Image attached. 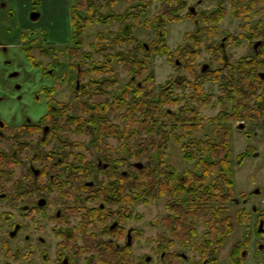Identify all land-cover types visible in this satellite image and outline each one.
<instances>
[{"label":"rangeland","instance_id":"374dc122","mask_svg":"<svg viewBox=\"0 0 264 264\" xmlns=\"http://www.w3.org/2000/svg\"><path fill=\"white\" fill-rule=\"evenodd\" d=\"M5 1L8 9L11 8L15 16H10L7 9L0 8V43L8 46L5 57L12 59V65L17 68L18 76L11 79L6 76L9 68L2 63V56L0 95L8 93L7 87L17 81L21 87L17 92L22 94V100L18 103L10 97L0 101V119L5 125L0 128V132L3 133L0 134V152L12 154L14 157L16 143L20 142L18 159L13 161L12 170L0 175V264H62L61 258L64 255L69 257V264H88V260L93 264H104L98 261L99 252L93 246L110 238L124 246L129 228L133 229L130 232L131 245L122 247L118 255L131 264H179V258L176 262L161 260L160 255L164 250L167 252L183 250L188 260H180V264H202V259L207 254L200 249V244L204 241L207 226L196 222V234L190 235L186 241H183L176 238L172 230L165 228L162 223L164 218L179 214V203L185 197L164 194L153 198L150 193L133 202L134 192L137 191L127 184L128 178L134 177L138 168L136 162H140L142 167L151 168L157 165L158 157L162 159L164 166H171L175 170L173 186L179 184V176L184 175L186 169H195L198 156L193 161L183 157L181 144L187 142V139L181 142L173 139L175 132L179 135L184 133V130L171 129L170 119L163 117L160 124L162 122L164 129L171 133L166 148L160 151L150 149L146 154L137 155L140 147L137 146L134 137L127 136L126 139H120L115 134L102 133L98 129L101 117L102 120L103 117L106 119L108 125L118 124L122 128L124 121L120 116L123 110L109 109L103 114L96 109L80 107L85 103L91 107L98 106V102L111 105L116 93H122L132 79V75L123 69L117 57H114L109 65L111 71L104 73V69L100 68L105 62L104 54L94 52L90 46L91 42H96V34L102 31L106 35V40L100 45L103 48L109 45L114 37L118 36L117 34L122 33L123 24L100 22L89 25L83 34L84 44L79 49L80 54L76 56L73 55L75 49L72 53L64 52L66 45L72 41L71 18L76 0ZM92 1L94 7L97 6L98 12L102 14L109 11L124 13L131 4L147 3L148 7L141 15L143 20L147 17L154 19V14L165 2L135 0L128 3L127 7L125 0H118L111 6L105 5L102 0ZM175 3L177 6L179 4L178 20L168 21L162 25L164 41L171 50L179 46L191 48L190 45L194 44L185 39V34L195 29L193 16L222 9L225 10V14L217 24L213 35L206 39L208 44L215 42L216 46H220L223 43L224 54L230 64L245 56L253 55L250 42L255 37L247 36L242 32L245 31L246 23L250 27L255 22H264V0L258 7L262 9L260 12L238 18L233 15L230 0H202L199 4L196 0H175ZM182 3L186 4L183 6ZM190 5L196 7V15L187 12V6ZM34 6L40 16L31 20L29 13ZM128 20V23L131 22L132 17ZM205 23L206 25L201 24V26H212L210 23ZM155 28L156 25L150 28L143 24L136 25L132 35L137 41L132 45L118 44L113 54L115 52L126 54L128 50L135 48L134 44L137 42L141 46H148L145 53L137 52V56L145 57L150 54L147 58V73L154 75L157 84L166 85L175 81L172 90L174 95L182 100L168 108L178 113L190 92L189 89L179 88L176 84L191 78L190 72L183 66V61L185 62L187 57L179 56L178 59V55H173L168 59L166 55L149 53V48L151 50L158 38ZM42 30L47 33L49 41L56 43L46 42L44 37L46 33L43 34ZM49 44H55L54 49ZM214 50L213 52L202 50L198 58L190 60L198 74H204L203 65L209 70L221 67L215 59V54L221 52L218 48ZM84 52H90V58H85L82 55ZM57 60L63 65V70L60 68L56 76L47 74L46 70L54 66ZM78 64L79 72L76 70ZM108 76H115L117 84L105 90L97 81ZM77 79L79 86L75 88ZM97 85L102 96L98 99L94 93ZM40 87H45L44 93L39 89ZM203 89L213 93L215 103L212 102L201 111V115L204 116L202 128L191 135L202 139L213 136L216 124L210 123L208 118L217 114L220 105L216 102L221 94L218 83L206 81ZM154 91L156 96L160 89ZM34 92L39 95L40 101L32 95ZM45 93L49 97L48 102L57 109H65L66 113L62 114L59 122L55 119L47 122L53 126V130L47 136L43 137L40 131L30 133L24 129L20 140L17 141L15 133L17 120L13 118L14 109L22 106L33 119L38 118L47 110ZM132 96V91H129L127 103L132 101ZM227 104L230 106V102L227 101ZM43 118L45 117L40 120ZM242 123L244 128L239 127ZM225 125L231 132L233 167L231 178L234 183L233 195L225 205L228 208L227 214L233 218L234 231L226 236L221 245H218L216 260L211 264H234L230 256L232 248L240 253L245 249L246 243L247 256L241 258L240 255L238 263L264 264L263 247L259 251L257 245L258 242L264 243V237L257 232V216H260L259 212L264 208V128L257 127L260 125L257 124V120L245 119L228 121ZM246 133H249V136H246ZM142 136L149 137V134L138 133L135 138ZM247 150L248 153L241 157ZM99 161H101L100 166L97 165ZM103 163H107L106 168L102 167ZM78 164H85L84 174H78L74 167ZM31 166L39 170L36 176L31 172ZM74 175L79 179L74 180ZM214 176L215 174H210L205 184L211 185ZM81 184L86 186L80 190ZM70 194L72 196L67 197ZM40 196L47 197V204L43 208L33 207ZM75 196L80 200L77 206L82 208L96 209L103 204L105 216H95L94 213L85 212L87 218H84L82 208L77 211L69 210L64 214V208L74 204L72 200ZM124 196H126L125 201L121 200ZM244 198H247L245 203ZM26 205L33 208L28 209ZM168 205L174 206L173 210H169ZM252 206L256 208L253 210ZM186 207L188 205L184 204L183 208ZM59 209L60 218H63L62 223L56 218ZM15 224H19V230L17 234L10 236L9 232L13 230ZM169 224L179 229V222L171 221ZM53 225L55 228H52ZM71 226L74 230L72 235ZM120 226L124 228L122 234L118 230ZM114 234H121V237L116 239ZM84 243L88 245L85 246ZM64 244L69 248H65ZM112 245L115 246L114 243ZM148 256L149 260H147Z\"/></svg>","mask_w":264,"mask_h":264},{"label":"trees","instance_id":"16d2710c","mask_svg":"<svg viewBox=\"0 0 264 264\" xmlns=\"http://www.w3.org/2000/svg\"><path fill=\"white\" fill-rule=\"evenodd\" d=\"M102 1L105 5L111 6L118 0ZM125 1L128 7V3L135 0ZM162 1L165 2L161 4V9L154 14V19L147 17L145 20L141 18V15L144 13L142 11L148 7L147 3L131 4L124 13L109 11L106 14H102L98 12L97 6L94 7L92 0L80 1L78 5L73 7L71 18L72 41L69 45H66L64 52L72 53V50L75 49L73 55L77 56L80 54L79 49L84 44L83 34L92 23L102 22L109 24L117 22L123 24L122 33L117 34L118 36H115L109 45H105L104 48L100 45L101 42L106 40V35L102 31L96 34V42H91L90 46L94 49V52L104 54L105 62L100 67L104 69V73L111 71L109 65L114 57H117L120 59L123 69L129 75H132V79L122 93H116L111 105L106 104V102H104L105 104L98 102V106L91 107L85 103L80 105V107L96 109L103 114H106L109 109L123 110L120 116L124 121L122 128L118 124L108 125L106 119L103 117L102 120L101 117L100 128L98 129L102 133L115 134L120 139H126L127 136L130 138L134 137L135 142L138 144L137 146L140 147L139 152L136 153L137 155L146 154L150 149L160 151L166 148L171 133L169 130L164 129L162 122L160 124L163 117L170 119L171 129L175 131L177 128L184 130V133H179V135L175 132L173 139L179 140V142L187 139V142L181 144L183 157L186 160L193 161L198 156L195 162V169H186L185 174L179 176V184L173 186L172 180L176 176L175 170L171 166H164L162 159L158 157L157 165L151 168L147 166L137 168L134 177L128 178L129 182L127 184L129 187L133 186L137 191L134 192L133 202L139 201L140 198L150 193H152L153 198L164 194H169L173 197L184 196L185 198L179 203V214L164 218L162 223L165 228L168 227L172 230L176 238L183 241H186L190 235L196 234V222L205 224L207 229L204 241L200 244V249L210 256L208 263H211L216 260L218 245H221L226 236L234 231L233 218L227 214L228 208L225 205L231 199L234 191V183L231 178L233 172L230 147L231 132L225 124L233 120H257L264 116V79L262 80L258 75L261 66L256 54L245 56L230 64L226 59L225 49L222 45L216 46L215 42L208 44L206 41L207 38L213 35L217 24L223 18L225 10L222 9H216L207 14L199 13L196 17L193 16L195 29L187 32L185 39L192 41L194 44L190 45L191 48L179 46L175 50H171L164 41V27L162 25L168 21L178 20L179 4L177 6L175 0ZM230 4L232 5L234 16L237 18L241 16L248 17L250 13H258L262 10L258 9V7L263 4V0H230ZM129 17H132V20L128 23ZM205 22L210 23L212 26H201V24L206 25ZM142 24L149 28L152 25H156L155 29L158 38L151 50L149 48V53L166 55L168 59L173 57V55H178V59L179 56L183 57L185 55L187 57L186 61H183V66L190 72L191 78H186L182 83L176 82V84L179 88L189 89L190 92L178 113L168 108V106L176 105L182 100L180 97H176L172 90L175 81L166 85L157 84L154 75L147 73V58L150 54L145 57L137 56V52L142 53L144 51L145 53L148 46H141L137 42L134 44L135 48L128 50L126 54L123 52H115L113 54V50L118 44L126 43L127 45H132L137 41L132 32L136 29V25ZM215 48H218L221 52V54H215L214 52L216 62L219 65L221 64V67L213 70L206 69L204 72L202 71L204 74H198L190 60L198 58L202 50L213 52ZM82 55L85 58H90L91 54L90 52H84ZM206 81L218 83L221 94L217 99L218 102H216L220 105L217 114L208 118L210 123L216 124L213 136L202 139L191 135L194 131L202 128L204 116L201 115V111L206 106L211 105L212 102L215 103L213 93L206 92L203 89ZM97 83L106 90L117 84V78L108 76L97 81ZM97 87L94 90L96 99L102 98L98 90L99 87ZM154 89H160L156 96H154L156 93ZM129 91H132L133 96L132 101L127 103L126 98ZM227 101L230 102V106ZM138 133L149 134V137L135 138ZM247 153L248 150L241 157ZM13 161L15 159L12 154L0 152V175L12 170ZM212 173L215 174L213 182L211 185H206V179ZM121 180L124 179L121 178ZM121 200L125 201L126 196L121 198ZM184 204L188 205L186 209L183 208ZM173 208L174 206L168 205L169 210H173ZM171 221H174V223L179 222V229L171 227V224H169ZM84 245L87 246L88 244L84 243ZM93 247L95 250L97 249L96 246ZM101 248L102 255L98 258L100 263L131 264V262L119 257L118 253L120 250H117L109 242L101 243ZM173 255L171 261L176 262L177 258H174ZM88 264L93 263L88 260Z\"/></svg>","mask_w":264,"mask_h":264},{"label":"flooded vegetation","instance_id":"af4514ba","mask_svg":"<svg viewBox=\"0 0 264 264\" xmlns=\"http://www.w3.org/2000/svg\"><path fill=\"white\" fill-rule=\"evenodd\" d=\"M80 1L81 2H86V0H76L74 6L75 5H78ZM201 1L202 0H196V2L198 4L201 3ZM182 4L184 6L186 3H182ZM0 8L7 9L8 14L10 16H13V15L15 16V13L12 11V9L11 8L8 9L7 2L5 0H0ZM83 9H84V7H83ZM187 12L190 13L191 15H196L197 14L196 7L193 6V5L187 6ZM29 16H30V19L31 20H35V19L39 18L40 13L36 9V6H34L31 9V11L29 13ZM16 19H17V15H16ZM246 24H245V31H243L242 33L245 34V35H247V36L250 35V36L255 37L254 40H251V42H250L251 44L250 45H251V49L253 51V54H256L258 56V58H259V65L261 66V69L258 71V75L263 80L264 79V22H255L250 27H248V25H246ZM42 32H43V34L46 33L44 30H42ZM44 37L47 39V33L44 34ZM20 38H21V36H20ZM46 41H48L49 43H56V42H53V41H49L48 39ZM54 45L55 44H49V46H51L52 48L54 47ZM221 45L224 48L223 43ZM7 51H8V46L5 45V44H3V43H0V58H2V56H3L2 63L4 65H6L5 67H8L9 68V69H7L6 76L8 78H10V79L11 78H17L18 71H17V68L13 67V65H12L13 64V61H12V59H9V58H6L5 57V54L7 53ZM60 68H62V70H63V65L61 64V62H59L57 60V62L56 61L54 62V66L48 68L46 71H47V74L52 75V76H56V74H57L58 70H60ZM76 70L79 72V70H80L79 64L76 66ZM42 71L45 72V70H42ZM78 86H79V80L77 79L75 88H78ZM7 88L9 89L8 90V93L1 94L0 95V101L1 100H5V99H9L10 97H13V99L15 101L17 100V102L19 103L20 100H22V94L20 92H17V90H20V88H21L20 85L17 83V81L12 82L11 85H9V87H7ZM44 88L45 87H43V88L40 87L39 89L44 93L45 92V91H43ZM32 95L35 97V99H37L38 101H40L39 95L36 92H34ZM44 96H45V98L47 100V110H46V112L44 114L40 115L36 119H33L29 115V113L26 110L23 109L22 106H19L17 109L16 108L14 109L15 112L13 114V118H15V120H17V126H16V129H15L17 141L20 140L21 134L23 133V130L24 129L28 130V132H30V133H36V132L40 131L42 133V136L43 137L47 136V134H49L50 131L53 130L52 129L53 126L47 124V122L50 121V120H54V119L59 122L60 119L62 118V114H65L66 113V110L65 109H61V110L60 109H57V108L54 107V105L52 103L48 102L50 100H49V97L47 96L46 93L44 94ZM75 113H73V114H75ZM52 115H55L54 118L51 117ZM57 115H59L58 118H57ZM42 117H45V118H43L42 120H40V118H42ZM19 120H21V121H19ZM257 124H260V125H257V127H260L261 126V127L264 128V117L263 116L261 118L257 119ZM242 125L244 126L243 123H242ZM3 126H5L4 125V122L0 119V128L3 127ZM242 128H244V127H242ZM0 134L2 135L3 133L0 132ZM246 136H249V133H246ZM19 144H20V142L19 143L18 142L16 143V146H15L16 149L13 152L14 153V159H15V161L18 159V152H19L18 146H19ZM97 165L100 166L101 165V161H99L97 163ZM106 166H107V163H103L102 167L103 168H106ZM74 167L76 168V170H77V172H78L79 175L84 174V171L86 170L85 164L84 165L78 164L77 166H74ZM72 168H73V166H72ZM30 170L34 174V176H36L39 173V170L33 168L32 166H31ZM76 179H79V177L77 178L74 175V180H76ZM60 183H62V182H60ZM85 186L86 185L81 184L80 185V187H81L80 190L81 189H84ZM257 192H258V190H257ZM71 194L68 195L67 197L70 198V196H72ZM72 201H73L72 203H74V204L71 205V206H66L64 208V214H66V212H68L69 210H75V211H77V210H79V208H82V206H77V204L80 203V200H79V197L78 196H75ZM246 201H247V198H244L243 199V202L245 203ZM47 202H48L47 197L44 198V197H41L40 196V198L38 200H36V202L33 204V207L43 208V207H45V205L47 204ZM26 207H28V209L33 208V207H30V206H27V205H26ZM104 207L105 206L103 204H100V206L97 207L96 209L93 208V207H85V208H82V210H81V211H83L82 216H84V218H87V214L85 212H88L90 214L91 213H94L95 216H98V215H101V217H102V215L105 216L106 212H105ZM263 207H264V203H263ZM255 208H256L255 206H252V209L253 210ZM102 212H103V214H101ZM259 213H260L259 214L260 216H257V221H258L257 232L262 237H264V208H262ZM56 218L59 219V222L60 223H62L63 218H60V209L57 210ZM19 227H20L19 224H15L13 230H11L9 232V235L14 230H15L14 235L17 234V232L19 230ZM52 228H55L54 225L52 226ZM123 229L124 228H122L121 226L118 229V230L121 231V234L123 233ZM72 230H73V228L71 226V235L74 232V230H73V232H72ZM132 230H133L132 228H129L127 230V238H126V242H125L124 246H130L131 245L130 232ZM121 234L120 235L114 234V237L116 239H118L119 237H121ZM106 242H109L110 244H113L114 243L115 244L114 247L117 250H122V247H124V246H121L117 241H115V240H113L111 238L110 239H107L105 241V243ZM101 243H103V241L100 242V244H97L96 245V247L98 249L97 252H99V257L102 255ZM257 245H258V250L259 249H262V247H263L262 250H264V243L263 242H258ZM63 246H65V248H67V249L69 248V246H67L66 244H64ZM246 248H247V243L245 244V249L241 250L240 253H238V251H235L232 248V252H231L230 256H231V259H232V261H233L234 264H239L238 262H240V259H239V256L240 255L242 256L241 258H244V257L247 256V249ZM74 251L77 252L76 249H74ZM261 252H263V251H261ZM59 254H61L60 251H59ZM205 254H207V253H205ZM172 255L174 256V258L176 257L177 260L179 258V264H180V260H188L187 255L183 252V250H179V252L177 250H174L172 252H167V251L164 250L161 253V255H160V259L163 260V261L164 260L165 261L166 260H172V258H173ZM166 258H168V259H166ZM209 258H210L209 255H207L206 257H204L202 259V264H211L210 262L208 263V259ZM149 259H150V257H149ZM61 263L62 264H69V257L66 256V255H64L61 258Z\"/></svg>","mask_w":264,"mask_h":264},{"label":"water","instance_id":"95a60500","mask_svg":"<svg viewBox=\"0 0 264 264\" xmlns=\"http://www.w3.org/2000/svg\"><path fill=\"white\" fill-rule=\"evenodd\" d=\"M205 70H206V65H203V66H202V71L204 72ZM239 127H243V125L240 124ZM135 165H136L138 168H141V167H142V164H141L140 162H136ZM256 192H257V190H256ZM14 233H15V230L12 231V232L10 233V236H13ZM147 260H149V257L147 258Z\"/></svg>","mask_w":264,"mask_h":264},{"label":"crops","instance_id":"0c3cea01","mask_svg":"<svg viewBox=\"0 0 264 264\" xmlns=\"http://www.w3.org/2000/svg\"><path fill=\"white\" fill-rule=\"evenodd\" d=\"M65 46V45H64Z\"/></svg>","mask_w":264,"mask_h":264}]
</instances>
